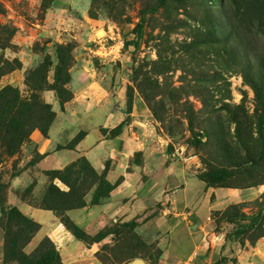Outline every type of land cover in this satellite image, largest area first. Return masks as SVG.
<instances>
[{
    "label": "rangeland",
    "instance_id": "obj_1",
    "mask_svg": "<svg viewBox=\"0 0 264 264\" xmlns=\"http://www.w3.org/2000/svg\"><path fill=\"white\" fill-rule=\"evenodd\" d=\"M237 1L165 0L157 8L158 0H0V128L15 138L19 130L65 125V146L73 148L92 128L75 117L86 94L76 98L71 85L84 61L101 73L115 108L123 105L114 95L121 90L126 113L136 100L149 109L146 121L129 115L109 132L115 137L126 127L135 147L114 181L109 165L97 173L84 158L73 162H79L75 187L85 206L101 215L127 178L126 206L117 218L91 234L78 229L82 239H76L99 264H168L167 251L189 248L184 224L169 218L163 198L171 186L166 177L177 168L215 188L255 192L252 200L212 213L217 229L211 243L257 247L264 260V35L258 14L244 16ZM67 54L65 92L56 67ZM68 103L72 117L66 120ZM30 137L14 153L6 142L15 139H0V264H41L38 246L46 238L37 243L35 234L26 244L29 234L17 235L22 222L9 223L3 212L21 203L36 206L51 185L69 191L38 170L41 156ZM176 171L172 184L182 176ZM213 175L222 181L212 184ZM179 185L185 190L170 195L203 210L210 199L199 180L187 174ZM201 216L205 220L208 212ZM10 240L16 241L9 246V252L18 249L15 257L7 254Z\"/></svg>",
    "mask_w": 264,
    "mask_h": 264
},
{
    "label": "crops",
    "instance_id": "obj_2",
    "mask_svg": "<svg viewBox=\"0 0 264 264\" xmlns=\"http://www.w3.org/2000/svg\"><path fill=\"white\" fill-rule=\"evenodd\" d=\"M84 62L87 65L85 66L82 63L81 68L76 69L71 85L75 96L82 92L86 94L85 101L80 100L82 105L81 114L75 117H79L78 122L89 124L92 128L76 142L73 148L65 146V139L68 136L61 131L65 125L60 127L55 125L47 132L46 136H43L37 130L32 132L30 139L34 143L38 155L41 156L37 168L40 172L62 170L78 158H85L97 173H102L109 165V172L112 176L111 181H114L124 172V169H121L120 166H124L125 160L128 161V156L135 152V147L128 140L126 127L123 128L121 134L115 137H109V132L122 125L129 115L133 118L136 116L137 120L139 118L146 121L150 112L144 102L136 100L132 105L131 113H126V100L121 98V90L114 95L116 96L115 100L118 99L123 105L115 108L109 94L110 88H105L102 84L101 73L98 70L89 69V62ZM72 103L65 105V109L68 111L67 116L64 114L66 120L72 117ZM100 127L106 130L107 133H101ZM176 170L182 176L179 180L174 179L172 184L170 181L173 179L174 173L177 172ZM176 170L173 173H168L166 186L168 183L171 186L166 187L168 194L164 187L162 195L166 193V197L163 196V198H165L166 203H169L171 212L169 218L184 224L187 232L185 238L188 241L189 248L184 252H179L177 249L167 251L168 264H231L229 261L231 258L232 262L235 260L237 264H261L264 262L258 251H256L257 247H241L235 242L231 244L228 241L224 248H215L211 243L217 229L215 220L211 218L212 213L223 212L232 205L243 203L245 199L252 200L256 197L255 192L252 189L207 188L196 175L188 173L184 168H177ZM187 174L197 178L203 191L208 192L207 196L210 200H204L203 210H200L199 207L190 210L187 207L189 201L185 197L182 203H178L170 195V193L174 194L177 190H185V185L179 184L186 179ZM126 182L127 178L122 177V182L114 188L111 193L112 198L110 197L107 203L102 206L103 215L87 205L88 202H86L85 207L68 211L66 213L68 218L76 226L84 229L86 234H91L93 230L101 228L102 225L109 222L110 218L116 219L117 215L126 206L124 197L121 196L124 191H129L125 187ZM57 186L63 190L59 185ZM219 192H224L221 193V198H218ZM135 196L137 199L138 194L135 193ZM116 197L117 200L114 199ZM121 198L123 200H120ZM17 208L22 214L40 225V229L33 239L37 240L38 243L44 237L48 238L59 254L60 264H99L91 256V249L84 246L64 228L51 211L38 209L24 203L18 204ZM204 212H208V216L205 220H202L201 214ZM219 237L223 242L224 234L220 233ZM122 264H134V262H124Z\"/></svg>",
    "mask_w": 264,
    "mask_h": 264
},
{
    "label": "trees",
    "instance_id": "obj_3",
    "mask_svg": "<svg viewBox=\"0 0 264 264\" xmlns=\"http://www.w3.org/2000/svg\"><path fill=\"white\" fill-rule=\"evenodd\" d=\"M165 0H158L157 8H160L164 5ZM236 7L238 6V9L243 10V15L247 16L250 12H256L258 14L257 20L261 25L258 28V32L262 35H264V0H238L236 3ZM71 57L69 54L65 55V60H62L59 62V64L56 67V71L61 74V82L62 86L61 89L65 91L62 87L67 84L69 81V69L71 67ZM66 92V91H65ZM71 97H68V100ZM3 114V113H2ZM22 128V127H21ZM41 129H38L37 127H33L29 129L28 131L25 130H19L16 134V137L14 138V133H11L9 131H6L4 129V126L0 128V139L4 136L5 139H15V141H7L6 146L11 150L13 153L16 151V146H21L24 140H26L32 132L35 130H38L43 136L47 135L48 127H40ZM81 138H78L80 140ZM13 145L12 147H10ZM15 147V148H14ZM85 159V158H84ZM86 160V159H85ZM79 162L72 163L65 167L62 170H55V171H49L46 172V175L51 177L52 180H58L60 183L64 184L69 188L68 192H62L54 185H51L45 194V196L42 198V200L34 206L35 208L51 211L60 221L62 225L65 226V228L72 233V235L81 240L82 233L80 232V229L78 226H76L67 216V212L74 209H80L85 207V202L83 199V195H80L78 189L75 187L76 183V172L75 168ZM200 181H202L204 184H206L207 188H215L213 185L208 184L207 181H205L202 177L196 176ZM211 182L212 184L220 183L222 179L220 177H215V175L211 176ZM221 188H233V189H239L234 188L230 186H223ZM232 207H236L232 205ZM4 217H6V220L9 223H15L19 224V222H22L23 229L21 228L20 232L17 233L20 237L23 233L29 234L28 237H26L25 243L27 244L33 235H35L39 229L40 225L33 221L30 218H27L24 216L18 209L15 207H10L7 211L3 212ZM224 215V214H223ZM225 217V216H224ZM20 225V224H19ZM16 244V241L10 240V243L8 244V255L10 257H15L18 255V249L15 251L9 252V246H14ZM25 244V245H26ZM38 248L43 252L40 257L41 264H60V257L58 252L55 249V246L53 243L48 239L44 238ZM15 249V248H14ZM13 250V249H12ZM26 258V257H25Z\"/></svg>",
    "mask_w": 264,
    "mask_h": 264
},
{
    "label": "water",
    "instance_id": "obj_4",
    "mask_svg": "<svg viewBox=\"0 0 264 264\" xmlns=\"http://www.w3.org/2000/svg\"><path fill=\"white\" fill-rule=\"evenodd\" d=\"M137 264H140V261H135Z\"/></svg>",
    "mask_w": 264,
    "mask_h": 264
}]
</instances>
